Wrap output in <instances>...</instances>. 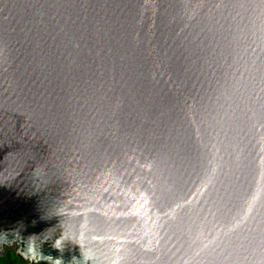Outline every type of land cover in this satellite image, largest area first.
I'll list each match as a JSON object with an SVG mask.
<instances>
[{"label": "water", "instance_id": "water-1", "mask_svg": "<svg viewBox=\"0 0 264 264\" xmlns=\"http://www.w3.org/2000/svg\"><path fill=\"white\" fill-rule=\"evenodd\" d=\"M264 264V0H0V255Z\"/></svg>", "mask_w": 264, "mask_h": 264}, {"label": "trees", "instance_id": "trees-1", "mask_svg": "<svg viewBox=\"0 0 264 264\" xmlns=\"http://www.w3.org/2000/svg\"><path fill=\"white\" fill-rule=\"evenodd\" d=\"M0 264H29L19 257L16 256L13 250H9L4 256L0 257ZM36 264H47V263H36Z\"/></svg>", "mask_w": 264, "mask_h": 264}, {"label": "rangeland", "instance_id": "rangeland-1", "mask_svg": "<svg viewBox=\"0 0 264 264\" xmlns=\"http://www.w3.org/2000/svg\"><path fill=\"white\" fill-rule=\"evenodd\" d=\"M9 250H13V251L15 252L16 256L19 257V256L17 255L16 248H15V246H14L13 244L10 245V246H5V252H4V254L0 255V257H1V256H4L5 253H6L7 251H9ZM19 258H20V257H19ZM20 259H21V258H20Z\"/></svg>", "mask_w": 264, "mask_h": 264}]
</instances>
